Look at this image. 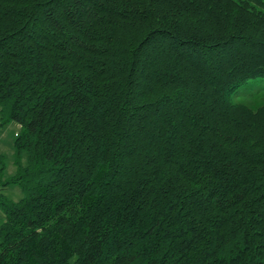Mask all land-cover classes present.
I'll list each match as a JSON object with an SVG mask.
<instances>
[{
	"label": "trees",
	"instance_id": "16d2710c",
	"mask_svg": "<svg viewBox=\"0 0 264 264\" xmlns=\"http://www.w3.org/2000/svg\"><path fill=\"white\" fill-rule=\"evenodd\" d=\"M12 122L0 264H264V0H0Z\"/></svg>",
	"mask_w": 264,
	"mask_h": 264
},
{
	"label": "rangeland",
	"instance_id": "374dc122",
	"mask_svg": "<svg viewBox=\"0 0 264 264\" xmlns=\"http://www.w3.org/2000/svg\"><path fill=\"white\" fill-rule=\"evenodd\" d=\"M247 88V87H246ZM243 89L239 94V99L245 100L249 93H247V89ZM257 102V100H254ZM251 98L246 99L248 104H253ZM19 129L17 123L12 122L2 130L0 134V178L3 176L2 172L5 173L6 176H12L15 174L16 166L13 162V143L15 138V131ZM3 167V168H2ZM0 185H2V181L0 179ZM0 193L5 197L7 200H14L19 201L21 198L24 197V192L22 189L15 184H10L7 187L0 186ZM5 221V213L3 209L0 207V226Z\"/></svg>",
	"mask_w": 264,
	"mask_h": 264
}]
</instances>
